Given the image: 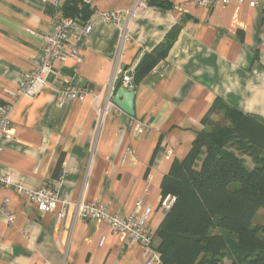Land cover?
Wrapping results in <instances>:
<instances>
[{
    "label": "crops",
    "instance_id": "crops-1",
    "mask_svg": "<svg viewBox=\"0 0 264 264\" xmlns=\"http://www.w3.org/2000/svg\"><path fill=\"white\" fill-rule=\"evenodd\" d=\"M136 1L93 0L88 16L73 15L93 27L82 63L57 60L38 95L15 99L54 14H72L68 0L57 11L39 0H0V100L10 104L13 135L0 151V173L11 174L14 183L0 187V264H146L142 245L103 220L79 217L78 205L96 201L110 213L130 214L140 201L142 209L151 208L147 227L156 234L165 215L162 180L173 160L190 151L214 101L264 118V0L256 8L236 0L211 6L160 0L168 7L146 0L136 16L105 19ZM175 27L167 58L134 90L135 115L122 110L97 117L90 94L99 96L100 107L114 101L123 74L133 79L144 52ZM73 72L75 84L89 93L60 102ZM139 121L145 126L140 133ZM61 156L59 206L41 212L17 186L36 190L54 181ZM65 198L70 203L61 216Z\"/></svg>",
    "mask_w": 264,
    "mask_h": 264
},
{
    "label": "trees",
    "instance_id": "trees-1",
    "mask_svg": "<svg viewBox=\"0 0 264 264\" xmlns=\"http://www.w3.org/2000/svg\"><path fill=\"white\" fill-rule=\"evenodd\" d=\"M67 13L89 15L68 0ZM161 7L160 0H149ZM179 27L151 51L144 52L133 74L134 90L167 58ZM122 85L119 82L118 87ZM224 111L222 120L212 116ZM192 147L173 160L162 180L163 197L176 201L156 231L161 264H264V118L246 113L217 98L202 120ZM245 156L253 165L247 166ZM63 156L54 177L63 169Z\"/></svg>",
    "mask_w": 264,
    "mask_h": 264
},
{
    "label": "built area",
    "instance_id": "built-area-1",
    "mask_svg": "<svg viewBox=\"0 0 264 264\" xmlns=\"http://www.w3.org/2000/svg\"><path fill=\"white\" fill-rule=\"evenodd\" d=\"M54 11L60 8L62 0H39ZM79 8L91 6L93 0H75ZM199 5L211 6L215 3L229 4L233 0H194ZM260 0H236L237 3L247 4L250 8H256ZM147 6L146 0H137L130 9L117 10L104 14L108 21L118 22L122 14L130 17L136 16L144 7ZM52 31L43 35L45 45L42 52L35 60V67L28 72L21 82L18 90L15 92V99L20 96L34 97L38 95L47 85V77L52 72L57 60H73L77 64L83 61V49L85 38L92 32V22L87 21L81 24L78 18L73 15H55L52 19ZM126 37V36H125ZM158 65L154 67L156 71ZM76 72L70 75V81L63 87L60 93V102L67 100H83L89 93L86 88L76 85ZM122 86L129 90H134L133 79L130 73L125 72L122 78ZM92 100L96 105L97 117H103L110 111H122V109L113 101L109 100L104 107L98 105L99 96L91 93ZM11 124L10 104H4L0 100V151L3 150V143L12 139L13 135L9 131ZM145 129L142 122L137 123L138 132ZM63 170V169H62ZM62 179V171L54 181L42 185L39 189L31 190L17 186L20 194L27 196L30 202L36 203L41 212L55 211L59 206L58 184ZM13 179L9 173H0V187L13 186ZM176 197L166 195L162 197L159 207L163 212L169 210ZM67 198L63 199V209L60 215L63 216L69 204ZM151 208L142 209L141 202H137L134 212L130 214L110 213L108 208L99 202H82L77 207V215L85 220L99 219L103 220L114 233L127 232L131 238L138 242L144 248L146 253V264H161L162 259L160 252L155 248L156 234L152 229L147 227V219L150 215ZM9 216L12 222L13 217ZM105 238H102L103 243Z\"/></svg>",
    "mask_w": 264,
    "mask_h": 264
},
{
    "label": "water",
    "instance_id": "water-1",
    "mask_svg": "<svg viewBox=\"0 0 264 264\" xmlns=\"http://www.w3.org/2000/svg\"><path fill=\"white\" fill-rule=\"evenodd\" d=\"M136 92L134 90L120 87L115 96L114 102L127 114L135 115L134 103H135Z\"/></svg>",
    "mask_w": 264,
    "mask_h": 264
},
{
    "label": "rangeland",
    "instance_id": "rangeland-1",
    "mask_svg": "<svg viewBox=\"0 0 264 264\" xmlns=\"http://www.w3.org/2000/svg\"><path fill=\"white\" fill-rule=\"evenodd\" d=\"M223 114H224V111H223V110L218 111L217 113H215V114L212 116V120H213L214 122H218V121L222 120V118H223ZM244 159H245V163H246L247 166L251 167V166L253 165V161H252L251 157H249V156H245V155H244ZM263 223H264V222H263ZM229 263H230L229 258L225 257V258H224V261H223L221 264H229Z\"/></svg>",
    "mask_w": 264,
    "mask_h": 264
}]
</instances>
